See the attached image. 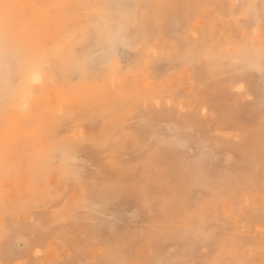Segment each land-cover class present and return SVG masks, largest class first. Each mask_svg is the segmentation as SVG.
<instances>
[{
  "label": "rangeland",
  "instance_id": "1",
  "mask_svg": "<svg viewBox=\"0 0 264 264\" xmlns=\"http://www.w3.org/2000/svg\"><path fill=\"white\" fill-rule=\"evenodd\" d=\"M0 41L43 76L0 93V264H264V0H0Z\"/></svg>",
  "mask_w": 264,
  "mask_h": 264
},
{
  "label": "bare ground",
  "instance_id": "2",
  "mask_svg": "<svg viewBox=\"0 0 264 264\" xmlns=\"http://www.w3.org/2000/svg\"><path fill=\"white\" fill-rule=\"evenodd\" d=\"M75 43V42H74ZM74 43H71L72 45ZM71 45V46H72ZM67 46L68 48L70 47ZM76 46V45H75ZM73 46V47H75ZM75 49L72 48L71 50H65L66 54L67 53H71V51ZM77 50V48H76ZM75 50V51H76ZM13 50L10 49V47L4 43H2L0 41V57L1 61L3 60V58H7V60L9 62H4L2 61L0 67H1V72L3 71V84H2V89L3 91L0 93L2 94H7L8 95V101L10 102V106L13 107L14 109L17 108L20 104L22 106V109L24 110H28L31 109L33 104H32V100H33V95L30 94V92L26 91V88L24 87L25 81H31L32 83H38L39 81H41V79L43 78L42 76V71L39 69L38 67V62L37 59L35 58H30V57H26L23 56L20 52H18V54H13L12 52ZM17 51V50H15ZM64 51V50H63ZM62 51V52H63ZM12 52V54H11ZM60 52V53H62ZM64 53L65 57L66 54ZM81 52V53H80ZM64 55L62 56V58L64 57ZM69 54H67V57L64 59H67L68 57V61L65 60L66 62V68L61 69L60 71H65L68 70V68L76 71L77 73L82 72L81 70L83 69L81 67L82 65V60L84 58V50L82 49L81 51H79V53H75L73 52L70 56H68ZM11 69H14V72L16 71H20V79H21V83L18 84L17 86H11L10 83V75L11 72H13ZM59 69H53L52 72H59ZM48 76L49 78L51 76L49 75H45ZM44 76V77H45ZM49 78H45L46 80H48ZM51 79V78H50ZM0 106H2V104L0 103ZM33 111V110H32ZM2 113L0 112V120H2ZM16 234V233H14ZM14 234H3V236L1 237L0 240V257L2 256V253L6 250L8 251H12L14 245H13V238L16 237ZM20 236V235H18Z\"/></svg>",
  "mask_w": 264,
  "mask_h": 264
}]
</instances>
